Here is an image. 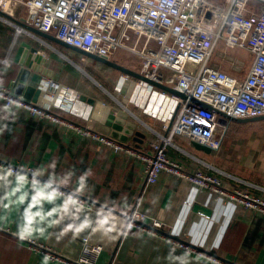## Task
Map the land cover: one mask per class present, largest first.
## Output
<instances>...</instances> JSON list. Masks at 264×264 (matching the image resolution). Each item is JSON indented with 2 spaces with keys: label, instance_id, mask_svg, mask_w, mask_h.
<instances>
[{
  "label": "crops",
  "instance_id": "1",
  "mask_svg": "<svg viewBox=\"0 0 264 264\" xmlns=\"http://www.w3.org/2000/svg\"><path fill=\"white\" fill-rule=\"evenodd\" d=\"M23 43L35 47L44 63L35 67L36 87L41 90L37 100L18 96L111 137L106 117L124 107L106 90L113 84L106 75L114 69L79 65L71 55L85 63L90 59L68 48L61 51L58 44L31 31L16 33L0 19V87L13 88L21 68L16 54ZM223 53L227 52L219 55V61L209 63L243 79L252 55L242 72L236 61L223 59ZM134 87L129 86L132 96L140 97L129 113L133 120H128L135 123L134 132L140 136L133 134L119 142L150 153L165 134L162 127L172 103L159 97L162 89L154 88L146 96V91ZM247 119L230 121L218 150L207 153L187 138L175 136L165 153L186 171L202 170L219 178L225 188L264 201V133L254 129L264 119ZM0 161L32 168L41 185H55L87 204L78 206L37 187L23 170L11 174L0 168V264H56L34 253L28 239L75 259L83 238L103 247L95 264H211L159 237L128 230L126 216L134 210L162 221L160 237L184 242L231 264H264V211L238 206L165 172L155 182H146L143 163L135 156L115 152L51 121L34 120L25 109L6 106L1 99Z\"/></svg>",
  "mask_w": 264,
  "mask_h": 264
},
{
  "label": "built area",
  "instance_id": "2",
  "mask_svg": "<svg viewBox=\"0 0 264 264\" xmlns=\"http://www.w3.org/2000/svg\"><path fill=\"white\" fill-rule=\"evenodd\" d=\"M0 19L14 27L16 33H29L28 27L109 60L119 49L138 58L131 70L144 80L122 74L123 83L149 95L153 84L169 86L175 93L157 92L172 103L158 145L144 152L92 129L66 120L50 108L24 100L13 88L1 86L0 99L6 106L25 109L34 120H48L78 135H83L115 152H125L143 163L146 182L153 183L161 172L183 179L195 187L208 190L247 209L264 211V201L245 191L225 188L221 180L202 170L186 171L170 160L165 146L175 136L210 150L220 148L231 119L264 116V0H0ZM135 35L133 45L127 30ZM218 40L227 49L242 48L253 57L243 79L221 71L209 63ZM222 58L233 63L230 54ZM84 60V58L82 59ZM3 63H7L4 59ZM162 107L157 109L161 110ZM0 168L11 174L23 170L29 180L52 194L87 206L82 199L55 185H41L34 169L22 165ZM162 221L134 210L126 222L128 230H137L161 238L173 248L207 260L211 264H231L188 244L160 237ZM29 248L56 264H95L103 247L81 239L80 254L68 259L54 249L28 239Z\"/></svg>",
  "mask_w": 264,
  "mask_h": 264
},
{
  "label": "water",
  "instance_id": "3",
  "mask_svg": "<svg viewBox=\"0 0 264 264\" xmlns=\"http://www.w3.org/2000/svg\"><path fill=\"white\" fill-rule=\"evenodd\" d=\"M29 31H31L32 33L44 37L46 39H49L53 42H55L58 45H61L63 47H66L68 49H71L72 51H74L75 53L82 55L88 59H92L95 62H100L102 64H105V66L107 67H111L112 69L120 72L121 74H125L128 75L132 78H136V79H141L144 80V78L142 76H140L137 73H134L133 71H131L130 69L122 66V65H115L114 63H111L109 60L107 59H103L100 57H97L95 55L86 53L81 51L78 48H75L57 38H55L53 35H50L48 33H43L41 31L36 30L35 28L32 27H28ZM16 58L18 59L17 61L20 62L21 68L18 72V75L13 83V89H14V93L18 96L23 94V98H30L31 101H36L37 98L40 95L41 90L39 88L36 87L37 82H38V76H37V69L35 67H37L36 65H43L44 61L43 58L41 57V55L36 53V49L33 46L28 45L27 43H23L22 45H20L17 54H16ZM154 87L165 90L169 93H175V91L173 89H170L166 86H161L158 84H154ZM23 92V93H22ZM93 101L88 100V103H92ZM132 119L133 120V116L130 115L128 112L119 109L115 114H108L105 120V125L111 128V137L121 141V142H126L127 137L135 134L136 136H140L139 133H135V123L131 122L128 120ZM264 119V116H260V117H255L252 119H247V120H261ZM232 121H243L245 119H231ZM135 139L137 140V137H135ZM194 147H196L197 149H201L205 152H210V149L199 145L197 143H192ZM3 163L9 165V166H13L9 163H6L4 161H2ZM129 213L126 216V220L129 219L130 217Z\"/></svg>",
  "mask_w": 264,
  "mask_h": 264
},
{
  "label": "rangeland",
  "instance_id": "4",
  "mask_svg": "<svg viewBox=\"0 0 264 264\" xmlns=\"http://www.w3.org/2000/svg\"><path fill=\"white\" fill-rule=\"evenodd\" d=\"M213 1H216L219 3L221 2V0H213ZM127 34L130 36V40L126 42V44L131 46L133 45L135 41V35L129 29L127 30ZM56 46L59 49H61V51L66 52L67 50V48L61 45H56ZM224 51L232 55L236 63L242 67V72L244 71L246 65L250 63L251 56L245 49H242V48L227 49L224 46L222 40L217 41L213 49V52L211 54V57H210V63H215L217 60L219 61V55ZM71 58L75 60L79 65H104L105 66V64H102L100 62H95L92 59L86 61V63L84 61L81 62L79 60V56L76 54L71 55ZM109 61L111 63H114L115 65H126L127 67L128 66L130 67L131 65H138V58L136 54H134L133 52L129 50L121 49V48H119L114 53V55L110 57ZM110 72L111 74H107L106 77L110 79L111 81H113V84H111V86L109 85L106 88V90L109 92V94L112 97H114V99H116L119 102H122L121 105H123L124 107H120L119 109H122L128 113L133 112L132 110H134L137 107L135 106V102L138 103L137 99H139L140 94L134 93V95L132 96L131 90L128 87V85L122 82L123 81L122 74L114 70L113 71L111 70ZM246 128H249V127H246ZM246 128H244V130L249 131V129H246ZM254 129H262L264 133V123L260 127L255 126Z\"/></svg>",
  "mask_w": 264,
  "mask_h": 264
}]
</instances>
